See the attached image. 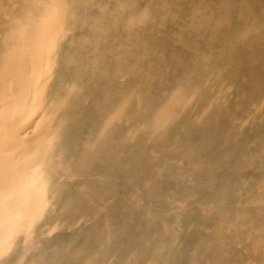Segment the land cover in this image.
I'll use <instances>...</instances> for the list:
<instances>
[{
    "label": "rangeland",
    "instance_id": "obj_1",
    "mask_svg": "<svg viewBox=\"0 0 264 264\" xmlns=\"http://www.w3.org/2000/svg\"><path fill=\"white\" fill-rule=\"evenodd\" d=\"M50 5L13 264H264V0Z\"/></svg>",
    "mask_w": 264,
    "mask_h": 264
},
{
    "label": "bare ground",
    "instance_id": "obj_2",
    "mask_svg": "<svg viewBox=\"0 0 264 264\" xmlns=\"http://www.w3.org/2000/svg\"><path fill=\"white\" fill-rule=\"evenodd\" d=\"M50 1L0 0V264H13L42 212L37 156L26 133L47 115ZM234 138L237 146L244 137Z\"/></svg>",
    "mask_w": 264,
    "mask_h": 264
}]
</instances>
